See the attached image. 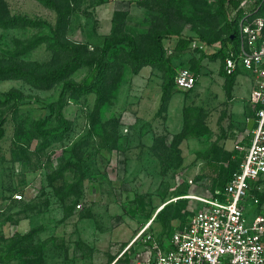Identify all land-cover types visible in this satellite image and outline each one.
<instances>
[{
    "label": "rangeland",
    "instance_id": "rangeland-1",
    "mask_svg": "<svg viewBox=\"0 0 264 264\" xmlns=\"http://www.w3.org/2000/svg\"><path fill=\"white\" fill-rule=\"evenodd\" d=\"M3 1V12L41 21L42 26L0 27V61L58 67L62 58L47 44L23 50L33 37L53 36L57 13L37 0ZM68 1L66 37L87 46L90 57L106 40L122 35L135 37L141 52L149 53L154 49L152 33L169 25L211 41V46L194 42L189 52L174 59L177 69H192L190 53L192 59L205 52L213 55L226 35L219 0ZM164 44L172 54L176 40ZM129 51L121 47L112 54L102 98L94 93L69 96L66 127L58 128L54 113L62 83L44 90L23 80H0V98L11 90L23 97L17 109L0 107L5 120L0 250L12 255L4 264H151L168 249L175 231L204 208L202 199H210L226 183L239 155L243 159L237 147L250 143L251 135L248 143L237 139V121L228 103L215 106L214 98L200 103L197 87L191 92L173 89L197 109L190 138L177 141L173 133L178 131H169L162 103L163 70L147 66L135 75ZM220 65V58L210 64L215 78ZM91 73L92 68L78 67L70 79L83 82ZM182 98L176 93L173 120L182 118L177 111ZM38 127L57 131L45 139L38 136ZM251 198L258 200L254 214H264V177Z\"/></svg>",
    "mask_w": 264,
    "mask_h": 264
},
{
    "label": "trees",
    "instance_id": "trees-1",
    "mask_svg": "<svg viewBox=\"0 0 264 264\" xmlns=\"http://www.w3.org/2000/svg\"><path fill=\"white\" fill-rule=\"evenodd\" d=\"M43 6L55 11L58 15V20L53 29V36H36L31 38L25 45L24 51H31L42 44H47L48 48L62 58V63L55 68H47L33 64H6L0 61V80H23L29 85L40 88L50 89L55 84L62 83L63 88L59 99L54 105L55 118L59 123V127H66L69 120L65 117L64 109L68 103L70 95L83 96L88 94H96L98 100L103 96V86L107 80V73L110 69V62L112 54L121 47L128 48L130 63L133 73L138 75L144 67L152 66L161 68L164 72L163 96L162 103L165 113L167 111L168 103L173 95L175 86V77L179 71L174 65V59L177 55L189 52L191 45L194 42L211 46V41L207 40L205 36L198 37L184 35L181 32L174 31L169 25L163 30H156L152 33V42L154 49L149 53H142L141 46L138 40L130 35H122L106 40L104 46L100 48L94 57L89 56V49L85 45L70 42L66 37L67 32V17L71 13L68 0H37ZM4 1L0 0V6H3ZM218 16L223 19L226 29V35L221 41L222 48L210 59L221 58L224 62L229 55V51L235 50L238 46L239 35V20L245 15L253 17H262L261 12L264 10V0H219ZM4 10V9H3ZM236 11V17L233 21L230 20L231 12ZM42 26V22L38 20L29 19L28 17L12 16L7 11L3 12L0 9V27L14 28V27H33L38 28ZM165 40H176V45L172 54L168 53L165 47ZM207 57L203 53V57L199 59H192V70L198 76L201 62L203 58ZM78 67L92 68V73L83 81L76 82L70 79L71 72ZM227 77V94L230 98L231 86L234 82L235 74ZM23 102L22 94L17 90H11L3 98H0V107H7L17 109ZM53 109V108H52ZM197 109L188 107L185 109V125L181 133L177 134V141L187 140L190 138L189 126L195 125L196 116L194 120L193 114H196ZM201 118V115H198ZM198 117V119H199ZM193 121H192V120ZM192 122V123H191ZM5 120L0 118V140L5 134ZM57 128L42 129L38 127V136L47 138L56 132ZM238 153V152H237ZM237 154H234V158ZM240 160L237 161V166L226 181L230 180L232 175L239 170L242 162V156L239 155ZM226 183L220 188L223 189ZM165 209V208H164ZM163 209V210H164ZM160 216L158 214L157 218ZM172 237V236H171ZM170 237V238H171ZM11 252V251H9ZM12 255L0 250V264L7 263L11 260Z\"/></svg>",
    "mask_w": 264,
    "mask_h": 264
},
{
    "label": "built area",
    "instance_id": "built-area-1",
    "mask_svg": "<svg viewBox=\"0 0 264 264\" xmlns=\"http://www.w3.org/2000/svg\"><path fill=\"white\" fill-rule=\"evenodd\" d=\"M235 17L236 11L231 12L230 20ZM225 69L229 75L241 70L255 75L250 143L237 147L243 154L239 170L223 189L216 190L210 199H202L204 208L175 231L168 249L151 264H264V214H254L258 200L251 198L264 177L263 17L245 15L239 20L238 46L229 51ZM196 84L197 76L191 68L179 69L175 77L179 91L190 92Z\"/></svg>",
    "mask_w": 264,
    "mask_h": 264
},
{
    "label": "crops",
    "instance_id": "crops-1",
    "mask_svg": "<svg viewBox=\"0 0 264 264\" xmlns=\"http://www.w3.org/2000/svg\"><path fill=\"white\" fill-rule=\"evenodd\" d=\"M201 48H203V47H201ZM216 53H214V54H216ZM204 54L207 57H205L201 62V68H200L199 74L197 76V84L195 86V88L197 87L200 103L208 101L209 98L210 99L214 98L215 106L218 104V102L219 103L220 102L221 103L222 102L228 103L230 114L237 121V126H238V128L236 129L237 139H239V140L242 139V141L248 143L250 130L252 128V124H251L250 120L252 119V117L255 114V105L252 101V91H253L254 85H255V75L251 72L244 71V70L238 71L235 74L234 82L231 86L232 89H231V94H230V98H229L228 94H227V77L224 74L226 72L225 61L223 62L222 59L220 58L221 65H220V69L218 71V74H216L219 77L215 78V73L213 70H211L210 64L213 63L218 58L210 60V57L212 55H208L206 52ZM192 58H194V57H192V55L190 53V57L187 58V60H188L187 63H189L190 67H192V63H191ZM206 59L208 61H205ZM180 60L181 59H179V61ZM220 77H222V79H220ZM176 93H179V94H181V96H183L182 100L180 99L178 102V107L180 109H177V111L182 112L181 120L179 119L180 117H178V119H176V120H173L174 117H173L172 108H173V101H174ZM186 103H187V100H186L185 96L180 92L173 93V95H172V97L168 103L167 113H166L167 126L169 127V131L171 133L174 132V129H176V131H178V132L173 133V134H179L183 131L184 125H185V109L188 107L194 106V105L190 106ZM202 107L204 108V104H201L199 106V108H200L199 110L201 113H203L204 118L205 117L207 118V115L209 114V112L206 109L204 111V109ZM201 117H202V114H201ZM201 119H203V117ZM248 144H246V145H248ZM246 145H244V146H246Z\"/></svg>",
    "mask_w": 264,
    "mask_h": 264
}]
</instances>
